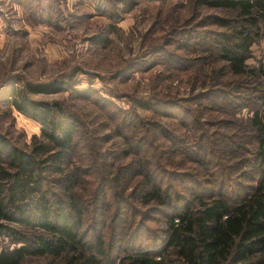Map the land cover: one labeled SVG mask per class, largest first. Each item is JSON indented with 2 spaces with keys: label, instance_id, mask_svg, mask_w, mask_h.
Listing matches in <instances>:
<instances>
[{
  "label": "rangeland",
  "instance_id": "374dc122",
  "mask_svg": "<svg viewBox=\"0 0 264 264\" xmlns=\"http://www.w3.org/2000/svg\"><path fill=\"white\" fill-rule=\"evenodd\" d=\"M236 19L202 0H0V136L28 153L41 134L39 123L4 101L10 89L73 79L60 93L29 97L60 102L83 125L72 164L89 192L74 190L80 200L102 202L91 228L100 232L104 221L105 264L139 252L158 255L165 220L196 209L198 197L240 199L256 185L262 166L254 160L249 120L264 107V80L232 74L218 51L233 37ZM245 65H264L262 36ZM98 171L115 173L116 182L95 185ZM146 174L169 193L168 206L147 208L137 200L142 192L133 188L143 186ZM94 234L86 231L91 245ZM13 247L0 236V251Z\"/></svg>",
  "mask_w": 264,
  "mask_h": 264
},
{
  "label": "trees",
  "instance_id": "16d2710c",
  "mask_svg": "<svg viewBox=\"0 0 264 264\" xmlns=\"http://www.w3.org/2000/svg\"><path fill=\"white\" fill-rule=\"evenodd\" d=\"M202 5L236 13L231 36L236 42L226 38L218 49L220 59L232 74L264 80V65L253 69L245 65L249 47L259 36L264 38V0H202ZM226 26L230 29L232 25ZM68 81L10 89L4 99L17 113L39 123L41 134L32 138L28 153L10 147L0 136V236L15 245L0 251V264H22L31 258H50L64 264H105L104 221L100 232L91 228L100 219L102 202L80 200L74 190L80 186L89 192L87 182L82 181L84 173L72 164L82 144L83 125L60 102H37L29 97L60 93L65 86H72L73 79ZM261 100L264 106V90ZM156 105H152L153 111L162 113ZM249 124L256 143L254 160L262 166L256 185L240 199L206 201L198 197L196 209L185 208L165 220L167 237L158 255L139 252L120 258L117 264H264V107L254 110ZM148 173L154 175L152 167ZM116 174L103 177L98 171L94 183L110 187L112 181L116 182ZM143 178V186L133 188L142 192L137 200L147 208L168 206L171 197L164 187L147 174ZM56 185L62 188L57 190ZM124 192V188L117 190L120 200ZM86 231L97 234L92 245L86 240Z\"/></svg>",
  "mask_w": 264,
  "mask_h": 264
}]
</instances>
